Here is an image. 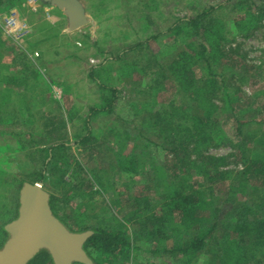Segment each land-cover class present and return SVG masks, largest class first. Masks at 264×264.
<instances>
[{
	"label": "rangeland",
	"instance_id": "rangeland-1",
	"mask_svg": "<svg viewBox=\"0 0 264 264\" xmlns=\"http://www.w3.org/2000/svg\"><path fill=\"white\" fill-rule=\"evenodd\" d=\"M50 1L0 0V20L17 13L27 26L16 39L0 27V228L17 214L21 183L40 179L35 173H42L45 151L64 143L70 149L61 173L48 169L41 183L60 198V216L70 222L86 214L88 226L104 221L115 230L137 229L145 203L155 205L163 196L167 179L162 171L175 165L173 140L161 137L150 115L170 100L189 114L198 111V102L178 92L173 68L180 51L199 50L200 39L188 21L211 7L220 6L218 18L226 23L229 40L220 57L211 60L221 89L214 99L219 123L214 144L202 157L225 158L219 168L233 176L242 171L247 151L256 147L254 135L264 131V0H245L246 8L263 16L250 32L234 25L244 13L237 0H77L86 22L75 30L73 15ZM206 66L196 67L197 79L207 76ZM223 87L234 114L226 108ZM108 100L115 101L113 112L91 119L90 110ZM202 157L198 162L206 165ZM195 171L182 172L183 177L190 173L192 185L199 180ZM78 184L85 194L73 200L69 191ZM214 193L211 205L222 212L227 187ZM139 247L125 261L95 259L185 264L170 241H143ZM213 261L205 254L193 264Z\"/></svg>",
	"mask_w": 264,
	"mask_h": 264
},
{
	"label": "trees",
	"instance_id": "trees-1",
	"mask_svg": "<svg viewBox=\"0 0 264 264\" xmlns=\"http://www.w3.org/2000/svg\"><path fill=\"white\" fill-rule=\"evenodd\" d=\"M237 6L244 13L240 12V16L235 19L236 28L250 32L260 26L263 16L257 15L256 11L251 10L252 7L246 8L245 0H237ZM219 10L220 6L211 7L188 21L191 30H195V37L200 39L199 50L195 53L180 51L173 68L178 92L198 102V111L189 114L179 107L177 101L170 100L162 111L150 115V119L155 122L154 126L161 132V137L173 140L171 152L175 165L168 168V172L162 171V177L167 179L164 180L166 189L163 196L155 205L152 201L145 203L148 206L141 209L143 218L136 223L137 229L132 233L115 230L104 221L88 226L86 214L69 222L59 214L60 198L51 194L50 206L54 215L70 231L93 232L84 250L94 264H102L95 259L96 255L109 261L128 260L134 251L139 250L143 241L149 244L154 240L172 242V251L185 264H193L195 259L205 254L214 259L212 264H264V131L254 135L256 147L246 150L248 157L243 163L244 168L234 176L232 172L219 168L226 163L225 158L202 157L203 150L214 144L219 123V108L214 99L221 89L220 82L211 72V60L220 57L222 47L229 40L226 23L218 18ZM204 64L207 65L208 74L197 79L194 71L197 66ZM163 79L169 80L168 77ZM95 81H99L98 77H94ZM104 89L111 90L110 87ZM222 90L224 99L228 98L227 102L224 101L226 108L234 114V107L228 97L230 93L226 87ZM114 102L108 100L104 106L92 108L90 118L111 114ZM238 131L239 134L242 132L240 129ZM88 139L87 135L84 143ZM243 147L246 148L244 143L240 145L242 153ZM69 149V145L61 143L45 151L47 160L45 159L42 173H35L40 178L35 183L46 180L48 169L53 173H61V164L69 158ZM192 155L199 157L198 160L202 157L203 162L205 159L206 165H200ZM128 163L131 167L134 166L133 162ZM183 170H196L199 180L192 185L190 173L183 177ZM24 183H21L20 188ZM222 185L227 187L228 198L225 200L226 214L220 217L225 209L215 212L209 199L215 195L216 188ZM69 193H72L75 200L82 198L85 190L83 185L78 184ZM19 199L20 197L17 200V214L8 223L18 218ZM5 226L6 224L0 228V249L9 239ZM29 264L54 262L50 253L43 250Z\"/></svg>",
	"mask_w": 264,
	"mask_h": 264
},
{
	"label": "water",
	"instance_id": "water-1",
	"mask_svg": "<svg viewBox=\"0 0 264 264\" xmlns=\"http://www.w3.org/2000/svg\"><path fill=\"white\" fill-rule=\"evenodd\" d=\"M50 3L73 15L71 30L86 22L77 0ZM51 194L41 183H25L20 191L18 218L5 226L9 239L0 249V264H29L41 251L54 264H94L84 247L93 232L75 233L57 218L50 206Z\"/></svg>",
	"mask_w": 264,
	"mask_h": 264
},
{
	"label": "built area",
	"instance_id": "built-area-1",
	"mask_svg": "<svg viewBox=\"0 0 264 264\" xmlns=\"http://www.w3.org/2000/svg\"><path fill=\"white\" fill-rule=\"evenodd\" d=\"M0 27L6 35L15 39L27 28L26 24L17 13H7L4 15L0 20Z\"/></svg>",
	"mask_w": 264,
	"mask_h": 264
},
{
	"label": "crops",
	"instance_id": "crops-1",
	"mask_svg": "<svg viewBox=\"0 0 264 264\" xmlns=\"http://www.w3.org/2000/svg\"><path fill=\"white\" fill-rule=\"evenodd\" d=\"M58 8V7H57ZM59 9V8H58Z\"/></svg>",
	"mask_w": 264,
	"mask_h": 264
}]
</instances>
